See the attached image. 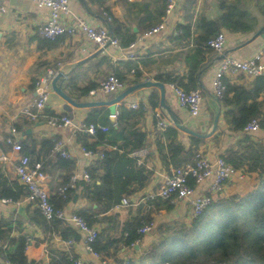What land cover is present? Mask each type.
Returning <instances> with one entry per match:
<instances>
[{
  "label": "crops",
  "instance_id": "0c3cea01",
  "mask_svg": "<svg viewBox=\"0 0 264 264\" xmlns=\"http://www.w3.org/2000/svg\"><path fill=\"white\" fill-rule=\"evenodd\" d=\"M188 0H70L73 17L78 16L85 18L98 26H107L111 31L110 20L106 18L104 12L120 23L119 33L136 34L138 40L135 49L136 57L127 59L125 52L127 49L114 48L103 49L89 42L84 35H62L54 39L48 44L43 42V38L39 30L46 24L49 18V12L46 7L39 6L34 0H0L6 6L5 12H0V166L5 174L12 180L18 178L16 172L17 160L19 153L13 151L12 146L6 142L8 137H16L27 140L26 136L31 135L36 140L49 138L62 142L65 150L70 155V160L76 165L74 172L81 173L85 169L94 166V160L86 157L82 151L83 142L81 141L83 134L77 131L73 126L53 127L48 124L45 114L52 110L56 114H65L73 119L74 126L81 122H86L92 108H75L67 110L66 102L56 93L51 92L48 101V107L40 114L39 118L32 120L33 124L26 129H31V133L24 134L12 132V126L23 118H28L24 113V109L34 101L40 94L36 95V82L53 67L60 66L61 72L65 74L58 81L63 89L76 101L86 100H110L116 94L99 95L92 97L89 94L82 95L78 90H74L73 85L78 88H84L88 85H96L99 87L100 82L111 74H121L124 77L126 86L129 87L136 83L138 79L136 74L139 73L138 83L144 81H160L158 76L163 78L172 75L183 77V82L187 84L188 66L186 57L190 53V49L194 47L193 37L198 34L196 29L197 22L200 18L206 17L209 20L218 18L222 11L220 4L238 5L248 10L257 20L258 26L252 32H230L226 31L227 43L222 52H214L209 55V65L205 73L198 76L200 80V90L204 97V104L201 114L193 117L189 114L185 107H182L175 94L171 84L164 83L165 86V103L168 105L178 118L187 127L200 133H210L213 129L214 121L217 116L218 126L214 133L206 137L205 141L200 145V151L204 153L210 160L215 161L219 156L228 152L232 147H237L243 134H237L229 130L224 119V111L220 108L217 96L213 89V79L220 66L227 59H236L246 61L253 58L260 52H264V39L258 37L249 42L252 36L264 27V16L260 10L264 8V0H192V4L186 5ZM188 6L189 12L185 7ZM161 16V23H165L162 32L154 34L140 40L149 29H144L151 25ZM189 16V19H188ZM71 21V18H66ZM190 20V21H188ZM192 22L193 32L191 41L178 39L177 26L179 24H187ZM157 26V25H156ZM113 34V33H112ZM50 44V45H49ZM133 68H136V72ZM232 78V82L239 85L249 86L254 77L241 71L230 72L227 74ZM61 81V82H60ZM153 93H158L161 98V89L159 87L141 88L131 94L126 100L139 101L140 106L145 108L144 117L141 119L139 128L146 133V146L140 150L132 152L131 156L136 158L138 165L143 166L150 171V180L147 186L132 197L137 204L132 206L116 205L106 215H111L110 221H105L102 226H113L112 231L115 236H119L122 232L123 225L130 218L135 216L140 204L148 207L147 200L150 195H154L161 186L164 178L168 176L173 167L169 170L163 165L161 154L158 150V140L160 133L157 128L156 112H160L165 118L170 119L167 111H153L150 107L149 98ZM104 107L111 113L119 112L120 103L115 109L109 106ZM31 120V119H30ZM256 142L264 143V131L259 129L252 134ZM179 140L186 148L190 146V137L185 132L179 130ZM95 139H93L94 141ZM56 142V143H57ZM40 146H36L39 150ZM99 150H114L115 146L99 145ZM140 152V153H139ZM136 153V154H135ZM5 159H2V157ZM245 174V175H241ZM55 176H58L56 174ZM49 178L44 182L46 189L50 193L52 186L57 182ZM250 178L246 173L238 171L230 180L224 184L221 193L213 194L214 199L220 197H230L234 194H242L249 183ZM85 180H80L78 183ZM215 182L214 176L202 179L194 185L195 194H207ZM79 190L81 192L82 186ZM121 203V202H120ZM174 207L170 210H159L154 214V220L157 224L163 221L188 220L191 214V207L187 200L171 201ZM91 204L84 198L80 197L76 202H70L67 212L78 211L82 208L89 207ZM18 205L0 202V218L9 220L13 228L12 235L18 236L20 232L42 241L34 256L37 261H48L49 257L46 250L70 251L72 250L80 259L90 264H115L113 257L102 259L96 257L86 248V243L82 237L76 243H69L63 240L62 236L57 232L45 230L39 224H31L29 220L30 212L35 208L30 202L26 207L27 218L18 213ZM153 206V205H152ZM151 206V207H152ZM95 207V206H94ZM18 215L26 222L22 225V230L18 229ZM72 226H74L71 223ZM99 229L101 226L96 225ZM75 227V226H74ZM154 236L150 232L144 236L143 242L135 247V250L123 247L118 254L120 259L126 260L129 257H135L146 251L147 246L152 242ZM36 242V241H34ZM14 246H10L9 251H13ZM136 251V252H134Z\"/></svg>",
  "mask_w": 264,
  "mask_h": 264
},
{
  "label": "trees",
  "instance_id": "16d2710c",
  "mask_svg": "<svg viewBox=\"0 0 264 264\" xmlns=\"http://www.w3.org/2000/svg\"><path fill=\"white\" fill-rule=\"evenodd\" d=\"M191 4L192 0H188L186 5L191 6ZM220 8L222 13L218 18L209 20L202 17L197 22L198 34L190 43L194 47L186 57L187 84L183 82V77L172 75L164 78L158 76V80L174 84L186 91L199 89L198 76L207 71L208 57L215 52L207 46L210 38L222 31L248 33L258 26V20L248 10L238 5L222 2ZM185 10L189 12L188 6ZM260 13L264 16V8ZM162 15L164 12H161L159 18L144 29L151 30L160 24ZM110 18L108 24L111 26V31L123 47L136 40L135 33L128 35L119 33L120 23L111 16ZM192 29V22L179 24L176 37L190 42ZM50 41L43 39L45 44ZM133 69L136 72V68ZM116 75L124 81L121 74L116 73ZM136 76L140 78L139 73ZM138 79L133 83L137 84ZM223 80L225 88L222 97L217 100L224 111L225 122L229 130L243 134L237 147L230 148L223 157L235 170L246 173L250 180L244 193L212 198L201 215L190 216L188 220L163 221L157 224L154 220L156 211L162 209L170 211L174 205L171 200L154 197L147 200L149 208L145 204L138 206L137 214L124 223L118 237L112 231L113 226H102L105 221L114 218L106 213L120 204L122 198L131 199L136 196L150 180L151 172L138 165L136 158L131 156L132 152L146 146L147 135L138 126L145 114L142 105L137 109H130L120 104L116 126L113 125L107 109L100 106L92 108L93 112L86 122L105 126L108 130L99 129L94 137L83 134L81 141L83 147L96 153H103L104 158L97 159L94 166L87 169L91 181H81L74 188L68 187L64 193L60 192V188L67 186L75 173L76 165L69 158L53 152L57 141L49 138L36 140L31 135L26 136L27 140H20L22 153L30 156L33 163H41L43 171L52 180L58 179L49 193L50 201L55 208L66 210L70 202H76L80 197L91 204L74 213L88 226L97 230V236L91 247L103 260L113 257L115 264H264V143L256 142L253 133L244 131L245 127L256 119L260 120V129L264 131V75L255 76L249 86L232 82V78L228 75L224 76ZM73 88L86 95L97 87L88 85L78 88L73 85ZM149 103L153 111L162 110L158 93L150 96ZM47 114L55 113L47 109ZM32 124L33 121L25 117L14 127L17 132L25 133L26 128ZM178 132L179 129L173 124L165 132H159L157 146L163 165L168 170L171 167L174 169L193 163L196 154L200 151V145L206 139V133L189 135L191 143L189 148H186L179 140ZM37 145L40 146L39 150H36ZM99 145H111L116 149L99 150ZM56 174L58 176H55ZM190 184L194 186L195 180H191ZM28 194V187L21 183L19 178L10 179L0 166V198L11 199L18 204L25 201ZM31 206L35 209L30 212L28 223L39 224L52 233L57 232L70 244L80 241L83 237L66 220L59 218L48 220L35 203L30 202L28 209H31ZM18 218V229L21 231L26 221L19 215ZM151 222L156 223L151 231L154 238L146 251L126 260L120 259L118 254L123 247L135 250V246L143 242L146 235L141 234L139 230ZM10 223L9 220L0 218V264H75L79 259L72 250L48 248V261H37L34 254L42 241L36 238L32 240V237L21 232L20 235L13 236ZM98 224L101 226L99 229L96 226ZM10 246H14L15 249L9 251Z\"/></svg>",
  "mask_w": 264,
  "mask_h": 264
},
{
  "label": "built area",
  "instance_id": "2783aa9c",
  "mask_svg": "<svg viewBox=\"0 0 264 264\" xmlns=\"http://www.w3.org/2000/svg\"><path fill=\"white\" fill-rule=\"evenodd\" d=\"M39 6L46 7L49 12L48 21L39 30L40 35L46 39H56L62 35H75L82 34L85 38L94 45H97L103 49H109L111 47L123 48L120 41L115 37H112V33L107 26H98L92 22H89L85 18L75 16L73 17L71 8L69 7L70 0H34ZM6 6L0 2V12H5ZM104 15L108 20H111L108 13L104 12ZM66 18H71V21H67ZM165 23H160L157 26L149 30L144 36L140 37V40L153 36L164 30ZM227 43L226 31H222L210 38L207 42V46L215 52H222ZM138 40L131 42L126 48L125 57L127 59H134L136 57L135 49L137 47ZM241 71L250 76L264 75V52L258 53L251 59L246 61H240L236 59H227L217 71L213 79V89L218 98L222 97L224 91V76L230 72ZM61 72L60 66L50 68L46 73L36 82L37 88H41L42 92L30 103L25 109L24 113L31 120L39 118L40 114L48 107V101L52 92V80ZM177 95L178 101L182 107H185L189 114L193 117H198L201 114L204 97L200 89L192 91H186L182 88L171 84ZM127 88L125 81H123L116 74H111L100 82L99 87L92 89L89 95L97 97L99 95L119 94ZM124 105L130 109H137L140 106L139 101L125 100ZM114 117L113 125H117V118L119 112L112 115ZM47 122L53 127H68L73 126L77 131L82 134L94 137L99 129L107 131L108 128L99 124L81 122L74 126L73 119L65 114H45ZM157 128L162 132H165L169 126L172 125L170 119L165 118L160 112H156ZM260 129V120L256 119L251 121L244 129L246 133H254ZM12 132L18 133L16 128L12 126ZM6 142L12 146L13 151L20 154L17 164L16 172L21 183L26 185L29 189V194L26 200L31 203H35L40 209L41 213L48 219L59 218L72 223L75 228L83 235L88 251L92 252L96 257H100L97 253L93 252L91 243L94 242L97 236V230L79 217L74 212H67L66 210H60L55 208L54 204L50 201V194L45 187L44 182L50 178L48 174L43 171L42 164L39 162L33 163L30 156L22 153V146L20 141L16 137L6 138ZM82 151L86 157L90 160H97L104 158L103 153H96L91 150L82 147ZM53 152L58 153L61 157L70 158L67 150H65L62 142H57L54 146ZM140 153V152H139ZM136 154V153H135ZM2 159H5L3 156ZM238 170L227 163L225 158L219 156L215 161L210 160L203 152L199 151L195 156V161L185 166L172 169L171 173L166 176L159 187L158 191L154 195L149 197H161L164 200H187L191 207V217L199 216L209 206L212 201V196L215 193H221L224 189L226 181L230 180ZM241 175H245L242 174ZM214 176L215 182L210 188L207 194H195L194 186L190 184L191 180H195V183H199L202 179ZM80 180L87 182L91 181L90 174L87 169L83 172H75L70 178L67 186L61 187L60 192L64 193L68 187H76ZM1 203H10L15 206L20 203H14L11 199L0 198ZM137 204L135 200L128 197H124L119 205L132 206ZM156 226L155 222H151L144 225L139 232L143 235L149 234ZM70 243V242H69ZM1 244V241H0ZM46 254L49 251L46 250ZM75 264H90L78 259ZM105 264V262H104Z\"/></svg>",
  "mask_w": 264,
  "mask_h": 264
},
{
  "label": "water",
  "instance_id": "95a60500",
  "mask_svg": "<svg viewBox=\"0 0 264 264\" xmlns=\"http://www.w3.org/2000/svg\"><path fill=\"white\" fill-rule=\"evenodd\" d=\"M112 37H114V35L112 34ZM261 37L262 39H264V32H263V28L258 30L253 36L252 38L249 40V42L253 41L254 39ZM65 76V74L63 72H60L59 74H57L54 79L52 80V89L53 92L56 93L57 95H59L63 100H65L66 102V109L70 110L72 109V107L75 108H92V107H98V106H109L112 109H115L117 104H123L124 101L131 95L133 94L135 91L141 89V88H151V87H159L161 89V105L163 106V108L167 111L169 118L173 124V126L183 132H185L188 135H198L200 134V132H196L194 130H192L191 128L187 127L185 124L182 123V121L178 118V116L173 112V110L166 105L165 103V86L162 82L160 81H144V82H140L134 85H131L129 87H127L125 90H123L122 92H120L119 94H117L114 98L110 99V100H86V101H76L74 98H72L62 87L61 84L58 83V81L63 78ZM42 89H38L36 91V95H38V93H41ZM116 112L113 111V113H111V120H114V117L112 116L113 114H115ZM218 119L219 116H217L215 118L214 121V125H213V129L210 133L206 134V137H208L209 135H211V133H213L218 126ZM31 129H27L26 130V134L31 133ZM24 133V134H25ZM29 204L28 200H25L23 202H21L18 206V213L27 218V214H26V207ZM136 248H138V245L135 246Z\"/></svg>",
  "mask_w": 264,
  "mask_h": 264
}]
</instances>
